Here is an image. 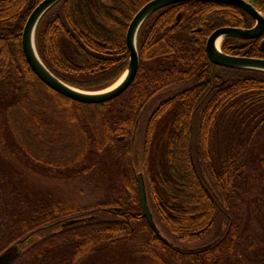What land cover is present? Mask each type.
<instances>
[{"label": "trees", "instance_id": "1", "mask_svg": "<svg viewBox=\"0 0 264 264\" xmlns=\"http://www.w3.org/2000/svg\"><path fill=\"white\" fill-rule=\"evenodd\" d=\"M42 1L29 9V0H0V254L35 237L12 264H89L101 252L149 264H264V154L253 150L264 139V73L213 65L205 50L213 31L249 29L253 20L238 7L198 1L154 13L137 34L132 84L112 101L85 105L47 88L24 58L23 27ZM150 1H59L35 30L41 62L75 89L109 88L128 66V26ZM245 1L264 16L263 0ZM259 43L226 37L221 51L264 59ZM144 107L136 160L131 139ZM13 161L86 199L55 198ZM108 164L124 167L125 195L102 187ZM138 170L161 237L141 218ZM254 189L260 195L250 198Z\"/></svg>", "mask_w": 264, "mask_h": 264}, {"label": "water", "instance_id": "2", "mask_svg": "<svg viewBox=\"0 0 264 264\" xmlns=\"http://www.w3.org/2000/svg\"><path fill=\"white\" fill-rule=\"evenodd\" d=\"M59 1L61 0H43L38 6H36L31 11L23 27L21 35V48L24 58L36 78L50 90L74 102L85 105H99L112 101L119 97L121 94H123L132 84L137 74L139 60L136 48V38L140 27L145 22V20L154 13L166 7L184 2L198 1L226 4L238 7L242 11H244L253 20V27L249 29L223 27L213 31L206 40V55L211 64L219 67L258 71L264 73V59L230 56L221 51V45L219 49L216 48L217 41L219 39H222L223 41V39L226 37L249 41L259 39L261 36H263L264 16L250 3L246 2L245 0H152L145 4L135 14L128 26L125 39L129 55V61L127 69L121 76V78L112 86L102 91L85 92L75 89L56 78L44 66L35 48L34 35L40 19L50 8H52ZM32 3L33 0H29V9L32 7ZM179 19L180 14L177 15L175 24L179 22ZM259 50H264V39L259 43ZM145 107L140 112L135 122L131 139L132 143L136 139L139 120L144 112ZM135 178L137 184V193L140 204L141 218L146 221L149 228L154 232L155 235L161 237V231L156 225L148 206L143 171L138 170L135 174ZM85 221L86 218L74 219L63 223L61 227L66 228L70 226H75L77 224L84 223ZM35 241L36 238L31 237L27 240L20 241L19 243L22 244L21 246H19L18 244H13L0 254V264H12L23 253V251L30 247L32 244H34ZM103 247L104 245H101L99 246V249H102Z\"/></svg>", "mask_w": 264, "mask_h": 264}, {"label": "rangeland", "instance_id": "3", "mask_svg": "<svg viewBox=\"0 0 264 264\" xmlns=\"http://www.w3.org/2000/svg\"><path fill=\"white\" fill-rule=\"evenodd\" d=\"M264 1V0H263ZM143 125L144 121L140 124L139 130L136 135V140H135V159H139V147H140V139H141V134L143 130ZM165 128L164 126L159 127L157 134L159 135L160 133L164 132ZM157 149V148H156ZM254 153L255 155H263L264 154V139H259L257 142L254 144ZM157 151L156 153L152 152L149 157H148V164L150 167V170L153 168V164L155 161V158L157 156ZM14 165L16 168L23 173V175H26L25 178L33 185H36L38 188L43 189V190H50L52 194L55 196V198L60 199V200H68V201H78L83 202L86 199V194L81 197L75 194V192L72 189H69L65 186L60 185L57 182L51 181V182H42V180L32 177L25 173V170L23 169L24 172H22V166L19 167L17 162H14ZM124 167H121L119 170L111 164H108V167L106 170H100L99 171V180L102 183V187L108 192V194L112 196H118V195H125L124 188L121 185V180H120V172ZM258 181H253V183H257ZM262 186V183H260ZM260 187V186H259ZM259 197L260 193L258 189H254L253 193L249 195L250 198L253 196ZM131 247V245L129 246ZM128 247V248H129ZM104 249H100L101 251ZM133 257V259H132ZM136 261V262H135ZM137 262H140V264H149L147 262L144 263L143 259L141 256H136L134 257L131 255V258H124L121 255H117L116 253L109 254L106 252H101L98 255L94 256L92 258V263L89 264H136Z\"/></svg>", "mask_w": 264, "mask_h": 264}, {"label": "bare ground", "instance_id": "4", "mask_svg": "<svg viewBox=\"0 0 264 264\" xmlns=\"http://www.w3.org/2000/svg\"><path fill=\"white\" fill-rule=\"evenodd\" d=\"M197 31H199V29H198ZM221 42H222V39H219V40L217 41V43H216V48H217V49L220 48ZM101 245H103V244H101ZM101 245H100V246H101Z\"/></svg>", "mask_w": 264, "mask_h": 264}, {"label": "flooded vegetation", "instance_id": "5", "mask_svg": "<svg viewBox=\"0 0 264 264\" xmlns=\"http://www.w3.org/2000/svg\"><path fill=\"white\" fill-rule=\"evenodd\" d=\"M259 39H260V42H261L264 39V34ZM256 40H258V39H256Z\"/></svg>", "mask_w": 264, "mask_h": 264}]
</instances>
